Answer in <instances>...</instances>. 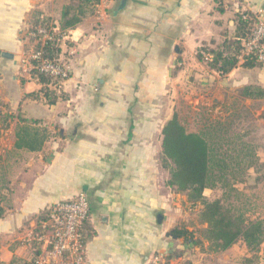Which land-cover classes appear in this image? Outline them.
Here are the masks:
<instances>
[{"label":"crops","instance_id":"1","mask_svg":"<svg viewBox=\"0 0 264 264\" xmlns=\"http://www.w3.org/2000/svg\"><path fill=\"white\" fill-rule=\"evenodd\" d=\"M78 4L0 0V51L12 54L0 55L2 108L16 113L15 125L18 116L35 119L48 134L29 151L15 149L12 131L25 170L16 182L8 179L9 194L0 192V264L29 262L39 214L79 193L89 205L86 264H154L156 256H173L166 232L175 193L159 161L163 125L181 94L195 101L226 98L244 86L264 89V63L246 68L238 59L219 75L196 55L200 46L234 37L237 13L264 16V0H100L62 32L59 60L68 77L46 86L54 99L48 103L30 73L31 16L48 17L60 31L63 7L73 14ZM242 101L264 113V97Z\"/></svg>","mask_w":264,"mask_h":264},{"label":"rangeland","instance_id":"2","mask_svg":"<svg viewBox=\"0 0 264 264\" xmlns=\"http://www.w3.org/2000/svg\"><path fill=\"white\" fill-rule=\"evenodd\" d=\"M241 89L226 92V98L198 97L195 101L181 94L174 113L187 131L204 133L211 146L214 178L213 186L204 190L205 198L220 199L224 211L233 217L264 220V123L261 121L264 113L259 115L257 103L242 101L248 97L240 94ZM4 110L0 102V192L9 194L7 183L12 181L8 179L15 182L20 179L25 157L12 146L17 115ZM173 191L175 207L167 217L168 231L171 230L167 238L173 242L175 251L173 256H157L154 264H264V242L257 251H250L238 240L229 249L214 253L207 241L192 245L182 237L171 240L173 230L185 228L200 238L206 228L198 220L201 204L189 202L186 193ZM14 261V264L23 263L18 258Z\"/></svg>","mask_w":264,"mask_h":264},{"label":"trees","instance_id":"3","mask_svg":"<svg viewBox=\"0 0 264 264\" xmlns=\"http://www.w3.org/2000/svg\"><path fill=\"white\" fill-rule=\"evenodd\" d=\"M99 2L100 0H79V4L75 8L77 12L73 14L70 13V6H64L62 23L59 27L60 32L74 27L83 17L94 13ZM257 15L250 11L237 13L234 37L225 40L220 47L200 46L196 52L198 60L204 62L210 70L219 75L227 74L236 67L242 40L250 35ZM29 25L27 34L37 32L38 28L50 30L53 27L51 20L48 17L40 16L38 12L32 14ZM29 39L33 43L32 51H40V60L54 63L60 61L59 36L46 39L44 42H41L40 34L31 36ZM204 55L207 56V59H204ZM40 60L30 57L32 66L30 73L42 84L40 92L47 97L48 103H52L54 99L50 97L51 92L46 87L51 81V76L38 69ZM260 63L262 62L257 61L251 54L246 57L242 65L251 68ZM240 94L251 98H262L264 89L256 86H244L240 90ZM37 123L38 121L35 119L18 116L15 129V149L37 151L42 147L48 134L45 129L35 127L34 125ZM211 152L212 149L205 134L187 131L179 122L176 113L163 125L161 129V165L169 173L166 185L177 192L186 193L189 202L200 203L202 207L198 214V220L200 223L206 224V228L201 231L200 238L195 237L193 231L185 228L174 230V234L177 237H182L187 244L201 245L202 241H207L209 250L214 253L229 249L238 240L243 241L248 250L257 251L264 242V220L233 217L224 211L220 199L208 200L204 196V190L213 186L214 170ZM1 201L0 198V218L5 214V208ZM47 213L48 209L42 211L37 218L33 233L34 239L31 241L34 250L33 257L29 262L22 264H34L36 256L42 251V244L35 238L44 232L42 225L47 220ZM82 233L86 240L88 234L84 231Z\"/></svg>","mask_w":264,"mask_h":264},{"label":"built area","instance_id":"4","mask_svg":"<svg viewBox=\"0 0 264 264\" xmlns=\"http://www.w3.org/2000/svg\"><path fill=\"white\" fill-rule=\"evenodd\" d=\"M41 35V42L53 39L63 33L51 28H38L30 32V36ZM242 48L238 59L243 61L253 54L257 61L264 63V16L257 15L250 35L242 40ZM40 51L31 57L40 60ZM204 59L207 56L204 55ZM38 69L51 76L52 81L68 77V67L63 62L40 60ZM89 215V205L84 193L68 200H60L48 207L47 220L43 223L44 232L35 239L42 245L41 253L36 256L34 264H86L85 240L83 224ZM157 256L154 261H157Z\"/></svg>","mask_w":264,"mask_h":264},{"label":"water","instance_id":"5","mask_svg":"<svg viewBox=\"0 0 264 264\" xmlns=\"http://www.w3.org/2000/svg\"><path fill=\"white\" fill-rule=\"evenodd\" d=\"M0 55L3 56V57L12 58V54H9V53H6V52H1L0 51ZM214 101L216 102V100H214ZM161 219H162V215L161 214H158L157 215V221L158 222H161ZM170 234H171V230L166 232V236H168ZM171 237L174 238V239L177 238L176 235H171Z\"/></svg>","mask_w":264,"mask_h":264},{"label":"flooded vegetation","instance_id":"6","mask_svg":"<svg viewBox=\"0 0 264 264\" xmlns=\"http://www.w3.org/2000/svg\"><path fill=\"white\" fill-rule=\"evenodd\" d=\"M172 235H174V230H173V232H172Z\"/></svg>","mask_w":264,"mask_h":264}]
</instances>
